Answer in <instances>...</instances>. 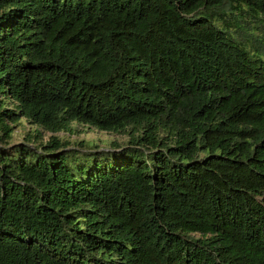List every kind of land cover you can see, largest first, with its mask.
Returning a JSON list of instances; mask_svg holds the SVG:
<instances>
[{"label":"trees","instance_id":"trees-1","mask_svg":"<svg viewBox=\"0 0 264 264\" xmlns=\"http://www.w3.org/2000/svg\"><path fill=\"white\" fill-rule=\"evenodd\" d=\"M0 264H264V0H0Z\"/></svg>","mask_w":264,"mask_h":264},{"label":"rangeland","instance_id":"rangeland-1","mask_svg":"<svg viewBox=\"0 0 264 264\" xmlns=\"http://www.w3.org/2000/svg\"><path fill=\"white\" fill-rule=\"evenodd\" d=\"M33 125L28 123L24 118H20V122L14 127L12 139L14 141L21 140V137L23 135V131L26 129H32ZM72 130L68 134V132L64 131H57V132H50L47 130L41 129L42 138L46 139V137L49 134H57L61 137H66L70 141H73L71 144L74 146H78L75 144L76 141L74 140H80L83 142L88 143H95L98 147L102 148L105 146L110 139H115L117 141H122L125 136L123 134L107 131V130H101L92 126H86L85 124H78L75 122H72L71 124Z\"/></svg>","mask_w":264,"mask_h":264}]
</instances>
